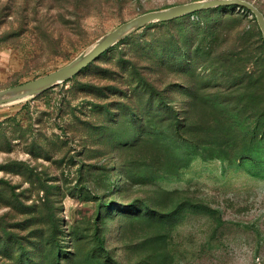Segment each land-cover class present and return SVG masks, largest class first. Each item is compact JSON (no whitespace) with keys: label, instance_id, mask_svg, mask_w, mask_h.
Instances as JSON below:
<instances>
[{"label":"rangeland","instance_id":"rangeland-1","mask_svg":"<svg viewBox=\"0 0 264 264\" xmlns=\"http://www.w3.org/2000/svg\"><path fill=\"white\" fill-rule=\"evenodd\" d=\"M192 1L0 0V91ZM0 264H264L257 16L149 23L70 81L0 105Z\"/></svg>","mask_w":264,"mask_h":264},{"label":"water","instance_id":"water-1","mask_svg":"<svg viewBox=\"0 0 264 264\" xmlns=\"http://www.w3.org/2000/svg\"><path fill=\"white\" fill-rule=\"evenodd\" d=\"M239 7L252 11L256 16L264 36V14L253 3L247 0H197L179 4L164 10L144 13L121 24L112 32L103 36L88 52H84L68 65L38 77L26 83L18 84L0 91V105L22 98L35 96L61 82H68L83 69L87 68L122 37L155 21H171L214 7Z\"/></svg>","mask_w":264,"mask_h":264},{"label":"bare ground","instance_id":"bare-ground-1","mask_svg":"<svg viewBox=\"0 0 264 264\" xmlns=\"http://www.w3.org/2000/svg\"><path fill=\"white\" fill-rule=\"evenodd\" d=\"M97 42H98V41H97ZM97 42H96V43H97ZM96 43H94L92 46H90V47L85 51V53L88 52V51H90V50L96 45ZM22 99H24V98H22ZM19 100H21V99H19Z\"/></svg>","mask_w":264,"mask_h":264},{"label":"trees","instance_id":"trees-1","mask_svg":"<svg viewBox=\"0 0 264 264\" xmlns=\"http://www.w3.org/2000/svg\"><path fill=\"white\" fill-rule=\"evenodd\" d=\"M172 21V20H171ZM166 22H168V21H166Z\"/></svg>","mask_w":264,"mask_h":264}]
</instances>
